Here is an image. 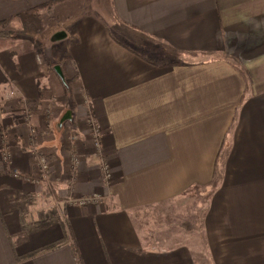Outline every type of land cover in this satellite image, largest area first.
I'll use <instances>...</instances> for the list:
<instances>
[{"label": "crops", "instance_id": "1", "mask_svg": "<svg viewBox=\"0 0 264 264\" xmlns=\"http://www.w3.org/2000/svg\"><path fill=\"white\" fill-rule=\"evenodd\" d=\"M52 1L0 0V264H264V0Z\"/></svg>", "mask_w": 264, "mask_h": 264}, {"label": "rangeland", "instance_id": "2", "mask_svg": "<svg viewBox=\"0 0 264 264\" xmlns=\"http://www.w3.org/2000/svg\"><path fill=\"white\" fill-rule=\"evenodd\" d=\"M97 1L100 3V1L102 0ZM98 2H96V0H74L72 4L76 5L75 11H80L82 9L84 10V8L85 10L88 9L90 3H94L92 4V6H94L93 9L95 10ZM63 20V18L54 19V17H51L47 21H45V25L43 24V26H40V28L37 27V30L40 31L36 32V35L33 36L37 37V45L39 44L40 48L49 50L48 52H51V50L54 51L52 49L53 43L51 42L53 34L62 32L63 30L65 31L66 29L70 31L74 29V26L67 25L63 22ZM88 121H90V118L88 119ZM88 125H90L89 122ZM90 128L92 130L91 125ZM92 139L93 144L96 146L94 137H92ZM96 148L98 147L96 146ZM95 194L99 195V203H101L104 199L102 193L95 192L91 196H94ZM189 198L190 200L187 199L184 205H173L170 209L163 210L160 208L156 211H151L144 214V225L146 226L145 228L147 229V232L154 231L153 234H156V238L159 239V235L161 234V232L176 233L177 228H185L186 230L188 228V230L191 231L194 225L193 223H191L192 220L197 221V219H199L198 217L200 216L201 218L206 211L205 208H207V205L209 203L210 191H199L196 193L194 192L189 196ZM174 242L176 243V241Z\"/></svg>", "mask_w": 264, "mask_h": 264}, {"label": "built area", "instance_id": "3", "mask_svg": "<svg viewBox=\"0 0 264 264\" xmlns=\"http://www.w3.org/2000/svg\"><path fill=\"white\" fill-rule=\"evenodd\" d=\"M91 123V122H90ZM93 126H94V137H96L97 141H96V146L99 148L100 147V141H99V134H100V130L99 128L94 124V122L91 123ZM33 155L35 156V159L37 160L39 166L41 167V170L43 172H46L47 171V165H46V159L45 157L43 156H40L38 153H33ZM3 161L5 163H8L9 162V158H10V154H8L7 152H5L3 154ZM105 176H106V182H109L112 178V175L110 173V169H109V166L107 165H104L103 168H102ZM15 176L18 178L20 175L17 171H15ZM99 195H94V196H91V197H85L83 199H80L78 201L76 200H70L69 203H73V204H80L81 206L83 205H87V204H96V203H99Z\"/></svg>", "mask_w": 264, "mask_h": 264}, {"label": "trees", "instance_id": "4", "mask_svg": "<svg viewBox=\"0 0 264 264\" xmlns=\"http://www.w3.org/2000/svg\"><path fill=\"white\" fill-rule=\"evenodd\" d=\"M67 1V0H55L50 2L49 4H46L44 6H40L37 7L36 9H33L32 11H30L31 13H37L38 11H42V10H47L50 12H53L54 8L57 7L58 5H60L62 2ZM74 30V29H73Z\"/></svg>", "mask_w": 264, "mask_h": 264}, {"label": "water", "instance_id": "5", "mask_svg": "<svg viewBox=\"0 0 264 264\" xmlns=\"http://www.w3.org/2000/svg\"><path fill=\"white\" fill-rule=\"evenodd\" d=\"M54 37V41H59V40H63V38L66 37V33H58L56 35L53 36ZM56 72L58 73V75H60L61 77H63L62 73H61V69L60 67H56Z\"/></svg>", "mask_w": 264, "mask_h": 264}]
</instances>
